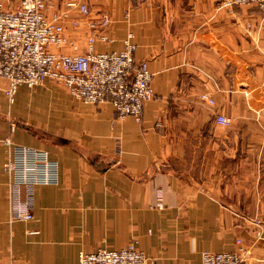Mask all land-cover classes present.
<instances>
[{
    "label": "crops",
    "instance_id": "obj_1",
    "mask_svg": "<svg viewBox=\"0 0 264 264\" xmlns=\"http://www.w3.org/2000/svg\"><path fill=\"white\" fill-rule=\"evenodd\" d=\"M81 1L89 17L73 12L80 25L66 23L77 50L62 52L84 53L88 23L107 16L114 42L96 51H121L132 35L157 98L141 123L120 121L110 103L86 105L52 81L19 87L11 103L0 77V264H78L82 252L130 243L157 264H202L205 251H236L237 240L245 264H264V12L218 10L219 0ZM53 2L63 13L66 0ZM182 108L205 112L194 118L201 128H165ZM8 136L58 168L56 184L23 189L29 222L11 220Z\"/></svg>",
    "mask_w": 264,
    "mask_h": 264
},
{
    "label": "built area",
    "instance_id": "obj_2",
    "mask_svg": "<svg viewBox=\"0 0 264 264\" xmlns=\"http://www.w3.org/2000/svg\"><path fill=\"white\" fill-rule=\"evenodd\" d=\"M255 7L264 12V0H219L218 10L232 11L236 7ZM63 13L50 12L53 0H19L18 6L9 9L0 2V77L8 82L6 95L12 103L21 86L34 88L46 81L63 85L69 94L86 105L111 104L117 120L127 118L141 123L145 107L156 98L154 75L147 61L135 59L137 51L132 35L124 41L121 51L98 52L96 44H110L108 36L111 21L107 16L88 23L90 36L86 51L64 54L66 46L77 47L66 36V23L77 28L79 19L70 15L78 12L89 17V7L81 0H66ZM201 99L210 106L215 101L208 95ZM217 123L230 126L231 120L217 117ZM9 155L4 172L11 178V220H33L32 204L22 199L41 184L57 183V166L46 153L27 147H18L8 136L2 141ZM155 209H164L162 192L157 195ZM233 252L205 251L202 264H245L247 254L242 241ZM78 264H157L156 260L131 243L124 248L99 249L94 253H80Z\"/></svg>",
    "mask_w": 264,
    "mask_h": 264
},
{
    "label": "rangeland",
    "instance_id": "obj_3",
    "mask_svg": "<svg viewBox=\"0 0 264 264\" xmlns=\"http://www.w3.org/2000/svg\"><path fill=\"white\" fill-rule=\"evenodd\" d=\"M55 11L56 10H51L50 12L52 13V12H55ZM87 43H88V41H87ZM156 95H157V93H156ZM156 98H157V96H156ZM196 113L198 114V113H205V112L204 111H202V112L197 111ZM196 113L194 111L190 112L186 108H182L181 110L172 111L171 115L169 114V116H168L167 123H165L167 125V126H165V128L166 129H170L172 131L174 130V131H177V132L185 130V129H199V128H201V123L200 122L196 123L194 121ZM142 120H143V118H142ZM246 172L247 171H243V173H246ZM231 173H232V171H230V170L229 171H225L224 172V176H228L229 177V174H231ZM234 173H235V171H234ZM159 192H162V191L159 190L157 192V195H158ZM163 196H164V194H163ZM225 204H228V202L225 203ZM164 208H165V204H164Z\"/></svg>",
    "mask_w": 264,
    "mask_h": 264
}]
</instances>
